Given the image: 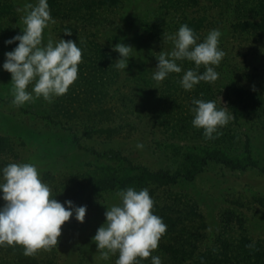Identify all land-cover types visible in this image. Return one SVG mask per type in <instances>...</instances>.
Listing matches in <instances>:
<instances>
[{
  "label": "rangeland",
  "instance_id": "rangeland-1",
  "mask_svg": "<svg viewBox=\"0 0 264 264\" xmlns=\"http://www.w3.org/2000/svg\"><path fill=\"white\" fill-rule=\"evenodd\" d=\"M62 1L68 4L74 2ZM120 1L119 6L107 11L94 8L98 21L86 20L87 17L69 21L55 18V23L50 24L43 33L44 43H47L49 39H63L61 32L66 25L71 24L78 29L86 26L88 35L81 37L99 43L112 56L114 64L119 59V54L113 51L114 45L124 43L134 49L126 73L117 69L118 80L111 89L119 87L126 94L131 111L127 118L135 125V132L128 139L112 141L98 138L85 140L80 135L82 131L76 134L81 138V146L93 148L99 153L110 149L121 151L133 164L144 165L151 170L181 171L182 157L176 152L177 146L183 149L193 142L173 139L159 125L160 121L156 118L159 108L177 114L164 94L165 84L173 86L171 93L177 102L173 104L180 113L178 118L188 117L192 129H199L192 125L194 99L215 100L218 107L225 104L232 113L234 103L239 102L237 88L264 95V34L233 30L235 23L253 18L249 6L244 5L239 10L234 8L237 0H200L197 7L189 6L188 0ZM28 2L35 3V0H0V11L1 5L8 3L12 12L0 17V31L13 34L23 31V13L18 9ZM190 20L201 21L203 29L198 35L201 41L210 30H220L219 47L225 56L215 66L219 77L214 83L201 81L187 91L180 84L183 72L171 73L162 82L152 77L159 53L172 50L173 45L168 37L176 33L182 24L189 26ZM3 63H0V135L5 136L12 146L15 155L12 161L35 163L41 179L46 173L57 178L73 176L95 165V156L81 149L73 141L71 132L49 124L48 114L62 118V113L55 111L59 97H54L52 102L41 97L22 106L12 103L11 74L3 70ZM178 63L184 70L194 67L187 60ZM199 71L203 72L204 67L201 66ZM32 87L29 85L27 90L31 91ZM247 121L243 118L239 120L242 137L234 149L242 153L243 133L248 135L252 156L259 159V166H264V132L256 131V122L250 124ZM138 144L143 147L138 148ZM167 189L171 194L191 201L203 213L206 229L197 242L198 251L214 245L223 228L221 217L225 211L240 214L245 220L246 235L254 242H264V176L257 169L232 171L211 164L194 180H179ZM117 192L105 193L99 200L96 199L92 208L87 209L84 221L80 223L81 228L63 235L54 253L56 264H115L117 254L103 259L92 237L105 221L106 208L119 203ZM253 197L263 202L258 204L252 200ZM4 203L0 200V206Z\"/></svg>",
  "mask_w": 264,
  "mask_h": 264
},
{
  "label": "trees",
  "instance_id": "trees-1",
  "mask_svg": "<svg viewBox=\"0 0 264 264\" xmlns=\"http://www.w3.org/2000/svg\"><path fill=\"white\" fill-rule=\"evenodd\" d=\"M80 2L74 0L68 4L62 0H48L51 16L53 19L60 18L66 21L77 20L80 17L98 21L94 8L107 11L119 6L121 1L80 0ZM188 2L189 6L197 7L200 0ZM244 5L249 6L253 18L235 23L232 26L233 30L264 34V0H237L234 8L243 9ZM1 6L0 17L12 14L10 4L4 3ZM188 23L199 35L203 29L201 21L190 20ZM65 29L71 30L72 35L66 36ZM20 33L0 31V63L5 60L4 54L13 50L18 43L6 45L5 41ZM61 34L64 40L77 42L82 49V62L79 64L77 80L66 94L59 96L56 103L55 111L62 113V118L57 119L56 116L48 114L47 119L49 124L71 132L73 141L81 149L95 156V165L73 176L63 175L57 178L46 173L42 180L50 186L54 198L61 203L71 200L75 206L86 205L89 209L92 208L93 202L99 200L105 193L128 187L136 190L148 188L154 200L152 211L162 217L167 225L158 248L152 253L160 256L163 264H264V242L252 241L246 235L245 220L240 214L231 211L223 212L221 217L223 228L214 245L207 250L198 251L197 242L206 229L204 215L191 201L173 195L167 189L169 185L179 180H194L211 164L221 165L232 171L257 169L264 176V166H259V159L252 156L248 135L243 133L244 151L237 153V149H234V145L240 142L242 137L240 119L248 120L250 124L256 122V131L264 132V95L254 90L237 88L239 102L237 104L235 102L232 108L233 121L219 129L221 134L216 138L205 139L203 129H192L188 117L178 118L180 113L173 104L177 102L175 95L171 93L173 86L165 84L164 94L169 99V105L177 110V114L159 108L156 116L160 121L159 125L173 139L190 140L193 144L183 149L177 146L176 152L182 157L181 171L151 170L147 166L133 164L121 151L110 149L99 153L93 148L80 145L81 138L76 134L78 131H82L80 135L85 140L98 138L112 141L130 138L136 127L127 118L131 111L126 94L119 87L111 89L118 80L112 56L99 43L81 37L83 34L88 35L86 26L78 29L69 24L63 27ZM168 115H171L170 119ZM14 158L9 140L0 135V168L13 162ZM252 200L258 204L263 202L262 199L255 197ZM80 228V222L71 217L61 226L56 248L65 233ZM56 248L51 251L41 249L33 256H25L21 246H0V264H56L54 258ZM140 264H151V257L141 259Z\"/></svg>",
  "mask_w": 264,
  "mask_h": 264
},
{
  "label": "clouds",
  "instance_id": "clouds-1",
  "mask_svg": "<svg viewBox=\"0 0 264 264\" xmlns=\"http://www.w3.org/2000/svg\"><path fill=\"white\" fill-rule=\"evenodd\" d=\"M21 17L24 29L5 41L17 46L6 52L3 70L11 74L12 103L22 106L37 98L52 102L54 97L67 93L78 78L82 49L73 40L49 39L44 43V30L54 24L48 0L25 3ZM64 34L72 32L65 29ZM222 33L212 29L201 41L195 31L182 24L168 37L172 42L170 52H160L153 79L162 82L171 73H181L180 84L190 91L201 81L214 83L219 73L215 70L225 52L219 47ZM113 51L119 54L115 67L125 72L133 47L117 43ZM187 60L193 68L184 70L178 61ZM204 71L200 72V67ZM126 73V72H125ZM33 85L28 91V86ZM221 103V100H220ZM193 127L203 129L205 139L221 134L219 129L234 118L228 107H218L215 100L194 99ZM215 134V135H214ZM142 148V144L137 145ZM119 203L106 208L105 221L92 237L103 259L118 253L115 264H140L141 259L151 257V264H163L161 257L152 255L167 230L162 217L154 214V200L148 188L133 187L116 193ZM52 195L50 186L40 177L35 163L11 162L0 168V246H21L25 256H33L39 250L56 248L61 226L71 217L83 223L87 207L75 206L71 200L61 203Z\"/></svg>",
  "mask_w": 264,
  "mask_h": 264
}]
</instances>
